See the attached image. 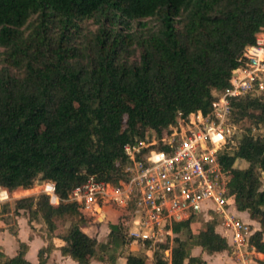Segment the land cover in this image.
I'll use <instances>...</instances> for the list:
<instances>
[{
	"label": "trees",
	"instance_id": "1",
	"mask_svg": "<svg viewBox=\"0 0 264 264\" xmlns=\"http://www.w3.org/2000/svg\"><path fill=\"white\" fill-rule=\"evenodd\" d=\"M262 27L264 0H0V186L50 181L59 198L40 193L15 203L17 215L25 210L44 224L49 243L39 264L55 237L78 264H118L123 254L125 264H149L145 249L130 248L131 208H114L102 243L83 230L86 218L69 194L93 176L119 183L127 144L161 137L180 112L210 111ZM231 103L238 143L220 159L237 209L261 224L250 243L264 253V133L254 132L264 128V90ZM200 218L175 223L154 264H206L192 255L197 246L230 250L218 219L199 226ZM27 250L20 241L15 256L0 251V264H33Z\"/></svg>",
	"mask_w": 264,
	"mask_h": 264
},
{
	"label": "built area",
	"instance_id": "2",
	"mask_svg": "<svg viewBox=\"0 0 264 264\" xmlns=\"http://www.w3.org/2000/svg\"><path fill=\"white\" fill-rule=\"evenodd\" d=\"M244 56L246 63L232 71L230 85L210 111L180 112L161 137L125 146L130 163L119 183L93 176L72 189L68 200L78 203L82 216L97 219L98 205L107 217L108 206L131 208L128 237L152 255L161 244L173 241L175 223L193 217L218 219L219 233L228 239L237 261L252 264L254 229L237 214L235 197L229 192L230 171L220 155L238 143L231 99L264 90V27ZM43 186L57 204L55 184L48 181ZM10 199L11 192L0 186V209Z\"/></svg>",
	"mask_w": 264,
	"mask_h": 264
},
{
	"label": "crops",
	"instance_id": "3",
	"mask_svg": "<svg viewBox=\"0 0 264 264\" xmlns=\"http://www.w3.org/2000/svg\"><path fill=\"white\" fill-rule=\"evenodd\" d=\"M238 216H240L244 221L251 224L254 229V232L261 229V224L259 221L252 219L250 213L248 211H237ZM116 215V214H115ZM99 217V216H98ZM116 221L118 215L115 216ZM17 226L15 231L17 234L14 236L10 230L7 228L0 229V251L4 252L7 256L13 257L17 254L19 249L20 241L27 243L28 250L26 253V258L32 262L33 264H39V250L47 246L49 243V239L47 238V233L45 229L39 230V228L44 227V224H37L36 221L30 222L29 217L22 213L21 215H17ZM108 218V217H107ZM115 221V222H116ZM96 224H92L90 219H86V222L83 224V230L88 233L92 237H97L99 242H105L109 233H110V223L105 224L104 221H99L96 219ZM111 222V223H115ZM100 224V225H98ZM217 231H221V228L217 227ZM17 236V237H16ZM54 244L56 246L55 249L52 250L48 257L47 264H78L72 258L63 256L60 250V246L63 241L60 238L53 239ZM131 250H139L140 246L136 243L131 244ZM193 256H201L206 264H240L235 258L233 252L230 250H224L222 252L215 253H207L203 251V249L199 246L195 247L191 251ZM252 264H262L264 261V253L258 251H251L249 253ZM126 257L125 255H121L118 258V264H125ZM149 264H154L153 255L149 254L148 259ZM89 264H107L104 261L99 259H92Z\"/></svg>",
	"mask_w": 264,
	"mask_h": 264
},
{
	"label": "rangeland",
	"instance_id": "4",
	"mask_svg": "<svg viewBox=\"0 0 264 264\" xmlns=\"http://www.w3.org/2000/svg\"><path fill=\"white\" fill-rule=\"evenodd\" d=\"M92 27H95V26H92ZM255 133H264V128L262 129H259V130H255L254 131ZM235 166L236 167H239V168H245L246 164H245V161L243 160H238L236 163H235ZM44 183H46V181H37L33 187L31 188H28V189H25L23 187H20V188H17L13 191H11V199L8 201V206H5L3 208V211L0 212V229H4V228H8L10 230V232L15 236L17 234V231H15V228L17 226V212L15 211V203L18 199H21L23 197H28V196H31V195H38L40 193H45L44 192ZM55 203V202H54ZM108 218H106L104 220L105 224H109L111 222H115L116 221V215L117 212L116 210L114 209V207L112 206H108ZM25 210H21V212H18L19 214L18 215H21L22 213H24ZM27 213V212H25ZM24 213V214H25ZM116 214V215H115ZM92 224L94 225H97L96 223V219L95 218H92L90 219ZM206 222V220L201 217L200 219L197 220V225L199 226H204V223ZM37 224H43L42 222L40 221H37ZM100 225V224H98ZM130 226V225H129ZM38 228L36 229H39L40 231L43 230L44 227L42 228H39L40 226H37ZM17 237V236H16ZM150 254V253H149Z\"/></svg>",
	"mask_w": 264,
	"mask_h": 264
},
{
	"label": "water",
	"instance_id": "5",
	"mask_svg": "<svg viewBox=\"0 0 264 264\" xmlns=\"http://www.w3.org/2000/svg\"><path fill=\"white\" fill-rule=\"evenodd\" d=\"M97 212L99 213V217H98L99 221L102 222L107 218V213L105 211H103L101 205L97 206ZM168 254H169V251H168Z\"/></svg>",
	"mask_w": 264,
	"mask_h": 264
}]
</instances>
